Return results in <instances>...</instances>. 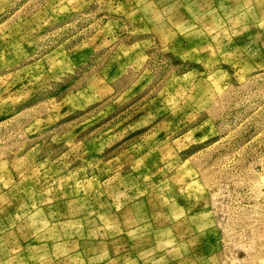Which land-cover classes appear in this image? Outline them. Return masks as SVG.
Returning <instances> with one entry per match:
<instances>
[{
    "label": "rangeland",
    "instance_id": "obj_1",
    "mask_svg": "<svg viewBox=\"0 0 264 264\" xmlns=\"http://www.w3.org/2000/svg\"><path fill=\"white\" fill-rule=\"evenodd\" d=\"M0 264H264V0H0Z\"/></svg>",
    "mask_w": 264,
    "mask_h": 264
}]
</instances>
